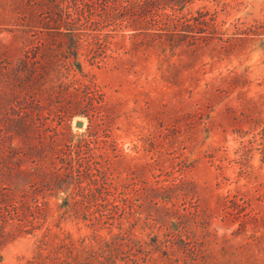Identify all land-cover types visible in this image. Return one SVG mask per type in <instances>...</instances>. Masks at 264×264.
<instances>
[{
  "label": "rangeland",
  "instance_id": "obj_1",
  "mask_svg": "<svg viewBox=\"0 0 264 264\" xmlns=\"http://www.w3.org/2000/svg\"><path fill=\"white\" fill-rule=\"evenodd\" d=\"M143 1L0 0V264H264V0Z\"/></svg>",
  "mask_w": 264,
  "mask_h": 264
},
{
  "label": "trees",
  "instance_id": "obj_2",
  "mask_svg": "<svg viewBox=\"0 0 264 264\" xmlns=\"http://www.w3.org/2000/svg\"><path fill=\"white\" fill-rule=\"evenodd\" d=\"M158 3H160L159 0H154L153 2H149L147 0H144L143 3L140 4L141 12L139 13V15L137 17L138 18V23H137L138 24V29H145V27L148 25L147 19L149 18V14L151 12H152V14L154 13L153 12L154 11L153 10V7H155L156 4H158ZM177 3H179V1ZM85 5L88 6L90 4H85ZM90 12L91 13H94V11H92V10ZM85 14H86V9L84 7L78 9V15H80L81 17H83V16H85ZM196 14H197V16L194 17V18L191 15V17L189 18L187 24H185V28L188 27V23H190L192 20L193 21L196 20V23L194 25H189V27L194 26V30H196V27L199 24H204L206 27L211 28V26H209L206 23V21H205V17L207 16V13H205V11L198 10ZM106 15L108 16V18H116V17L119 16V12L115 11L114 13L111 14V13H109V12L106 11ZM134 15L135 14L133 13V17H134ZM156 17H157L155 19L156 25L158 23H160V22H161V24L166 25L167 22H168V20L171 19V15L168 14L167 12H165V11L163 13L157 15ZM134 27H136V24H135ZM152 27H153L152 28V39H154V40H152L153 41L152 42V48L158 49V51L160 52V54H162L163 56H165L167 58L168 46H170V44L167 43V42H169V38H168V36L166 34L165 35L158 36L156 30H154L155 27H156L155 24H154V26L152 25ZM80 261H81L80 258L78 260H76L77 263L80 262Z\"/></svg>",
  "mask_w": 264,
  "mask_h": 264
},
{
  "label": "water",
  "instance_id": "obj_3",
  "mask_svg": "<svg viewBox=\"0 0 264 264\" xmlns=\"http://www.w3.org/2000/svg\"><path fill=\"white\" fill-rule=\"evenodd\" d=\"M82 125H83L82 122H78V123H77V126H78V127H80V126H82Z\"/></svg>",
  "mask_w": 264,
  "mask_h": 264
}]
</instances>
